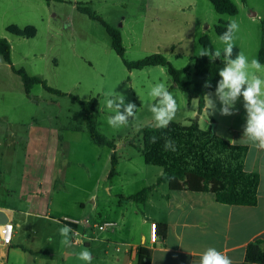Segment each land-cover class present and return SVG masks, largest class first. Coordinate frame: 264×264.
<instances>
[{
  "label": "rangeland",
  "instance_id": "obj_1",
  "mask_svg": "<svg viewBox=\"0 0 264 264\" xmlns=\"http://www.w3.org/2000/svg\"><path fill=\"white\" fill-rule=\"evenodd\" d=\"M230 1L237 8L235 16L218 14L209 0H0V38L12 47L14 67L25 69L28 75L65 94H50L41 85L27 93L21 77L0 55V169L3 177L16 171L19 177L43 178L46 182L49 168L43 163L57 162L67 192L62 216L90 223L84 228L82 243L72 247L68 264H86L77 256L84 249L92 253L91 264H137L142 236L146 237L143 247L150 246L151 224L145 220L159 217L162 206L154 202L155 197L145 204L122 197L155 185L163 171L148 166L139 151L143 147L141 129L156 127L150 112L155 102L149 95L153 85L165 83L175 96L179 108L173 122L183 123L193 116L188 95L174 87L165 68L128 70L114 53L102 24L79 12L77 6L90 7L121 32L127 61L162 54L175 69L186 71L181 79L190 81L194 77L193 61L207 57L196 54L197 48L204 47L203 39L207 38L214 50L223 49L216 31L220 25L226 27L231 19L238 22L235 48L246 55L261 39L264 0H246L249 8L258 11L255 18L248 16L242 0ZM12 25L22 29L32 26L36 36H14L8 32ZM113 90L124 94L126 102L138 109L135 118L119 129L107 124L112 112L106 108L105 95ZM71 96L85 102L97 99L98 131L117 145L119 157L118 175L110 180L112 151L92 142L86 114ZM239 109L242 114L238 121L246 114L244 106ZM53 201L55 205L63 202L57 196ZM108 221L117 227L105 231L94 227ZM79 232L83 235L82 230ZM89 237L98 240L86 248L84 242ZM106 243L111 245L106 248Z\"/></svg>",
  "mask_w": 264,
  "mask_h": 264
},
{
  "label": "crops",
  "instance_id": "obj_2",
  "mask_svg": "<svg viewBox=\"0 0 264 264\" xmlns=\"http://www.w3.org/2000/svg\"><path fill=\"white\" fill-rule=\"evenodd\" d=\"M246 9L249 17H257V10L248 6ZM263 31L261 39L258 38L248 50L250 59L257 58L258 52L264 48ZM258 74L264 76V72ZM209 93H213L215 100V90ZM204 101L205 106L200 111L198 99L188 98L193 116L185 118L183 123L174 122L186 126L197 123L202 130L211 131L228 143L231 139L235 140L233 145L248 146L245 170L260 176L258 203L254 207L229 206L218 203L211 193L170 191L166 183L157 186L148 199L155 197L154 202L161 203L162 211L159 217L145 220V223L165 224L167 232L162 238L163 227L158 226V239L155 243L150 241V246H147L151 251V264H198L200 254L208 247L222 251L233 264H243L248 244L256 240L264 241V151L257 150L242 138L246 114L239 121L238 116L242 114L239 107L244 104L243 97L237 101L231 116L220 115L219 101L216 111L209 116L206 97ZM43 167L49 168L46 182L43 178L19 177L16 171H13L16 175L9 172L7 177H3L0 169V212L5 213L7 221L13 224L11 243L0 244V264H68L72 255V231L67 237L68 244L63 243L65 238L59 231L67 225L62 219L68 217L62 216L67 206L65 178L63 172L57 170L55 160L44 162ZM162 174L163 171L157 179ZM56 196L63 202L55 205L53 197ZM122 198L126 200L128 197ZM79 230L86 233L82 228ZM97 240L89 237L84 247L90 248ZM141 243L145 246L146 237L142 236ZM110 245L106 243L105 246ZM116 261L119 263L120 259Z\"/></svg>",
  "mask_w": 264,
  "mask_h": 264
},
{
  "label": "trees",
  "instance_id": "obj_3",
  "mask_svg": "<svg viewBox=\"0 0 264 264\" xmlns=\"http://www.w3.org/2000/svg\"><path fill=\"white\" fill-rule=\"evenodd\" d=\"M51 2L55 0H45ZM216 12L221 15L235 16L237 8L230 0H209ZM246 5V0H242ZM77 9L90 19L98 21L105 28L111 39L113 50L123 61L128 70H143L150 67H163L171 77L174 87L186 93L189 99H198L200 111L205 106V95L214 91L219 81V69L223 67L222 58H217L210 62L209 58H196L193 61L194 77L190 81H185L182 75L185 70H177L162 54L155 53L139 61L129 62L125 58L126 49L123 45L122 34L119 30L107 25L90 7L78 5ZM227 26V25H226ZM226 30L224 25L217 27L220 35ZM8 32L14 36L30 39L36 36V29L32 26L19 28L12 25ZM264 32V31H263ZM206 48L213 49L207 38L202 40ZM214 50V49H213ZM234 48L233 55L238 53ZM0 55L2 60L9 64L15 75L21 77L24 88L30 93L36 85H41L50 94L65 96L64 93L50 87L47 82L39 77L30 76L25 69L17 70L12 64V47L10 43L0 38ZM257 59L264 65V48L258 52ZM211 83L210 88L204 87L205 82ZM76 100L86 114V126L92 142L99 147H108L112 150L111 169L109 180L118 175L117 168L119 157L116 152V144L109 141L98 131L97 127V99L81 101L79 98L71 96ZM143 147L139 150L148 166L163 169V174L158 178L157 183L141 190L136 195L128 197L126 200L137 204H145L150 193L159 185L166 183L170 191H188L193 193H211L220 204L229 206H249L254 207L258 203V188L260 176L255 172L245 170V159L248 153V146L233 145L218 137L211 131L199 128L197 123L182 125L171 122L167 128L160 129L152 125H146L141 129ZM156 142H152V138ZM166 139L174 141L176 151H166L164 143ZM163 227L162 238H165L167 227L165 224H156ZM74 229V226H69ZM245 260L243 264H264V241L256 240L248 244L245 250ZM137 264H151V251L146 247H140L138 251Z\"/></svg>",
  "mask_w": 264,
  "mask_h": 264
},
{
  "label": "clouds",
  "instance_id": "obj_4",
  "mask_svg": "<svg viewBox=\"0 0 264 264\" xmlns=\"http://www.w3.org/2000/svg\"><path fill=\"white\" fill-rule=\"evenodd\" d=\"M238 31V22L231 19L226 30L218 36L219 42L223 45L222 50L219 47L215 50L206 47L197 48L198 56H207L210 62L222 58L223 63V67L218 72L220 79L215 88L216 99L212 98L213 93L205 95L207 109L210 116L216 111L219 101L220 115L231 116L234 114L237 101L243 97L246 123L242 138L257 150L264 151V76L258 74L264 72V65L257 58L250 59L243 51L233 55ZM204 87L210 88L211 83L206 81ZM149 95L155 101L150 106L155 126L160 129L167 128L179 108L175 96L165 83L153 85ZM105 105L112 112L107 117V124L114 129L127 126L130 118H135L138 110L134 103L126 102L124 94L114 90L105 95ZM152 142H156L155 137L152 138ZM234 142L235 140H229L230 144ZM164 148L166 151H176L175 143L171 139L165 140ZM59 231L65 238L63 243L68 244V234L73 230L65 225ZM77 256L86 264H91L93 259L88 249L79 252ZM198 264H233V261L217 248L208 247L200 254Z\"/></svg>",
  "mask_w": 264,
  "mask_h": 264
},
{
  "label": "built area",
  "instance_id": "obj_5",
  "mask_svg": "<svg viewBox=\"0 0 264 264\" xmlns=\"http://www.w3.org/2000/svg\"><path fill=\"white\" fill-rule=\"evenodd\" d=\"M63 223L67 224L68 226H74L75 228L72 229V233L73 236L75 237L73 244L78 245L82 243V239L84 237V233L83 235L80 234V228L84 229L85 226H90V223L88 222H84L82 220H74L68 217H64L62 219ZM95 228H98L100 231H105L107 229H111V228H116L117 224L111 221L105 222L102 225L99 226H94ZM85 230V229H84ZM86 232V231H85ZM157 227L155 223H152L150 226V241L155 243L156 240L158 239L157 237ZM13 239V224L11 223H6L5 225H1L0 224V240L2 241L3 244L8 245L11 243Z\"/></svg>",
  "mask_w": 264,
  "mask_h": 264
},
{
  "label": "water",
  "instance_id": "obj_6",
  "mask_svg": "<svg viewBox=\"0 0 264 264\" xmlns=\"http://www.w3.org/2000/svg\"><path fill=\"white\" fill-rule=\"evenodd\" d=\"M8 218L6 217L5 213L0 212V224L1 225H5L6 223H8ZM2 243V241L0 240V244Z\"/></svg>",
  "mask_w": 264,
  "mask_h": 264
}]
</instances>
